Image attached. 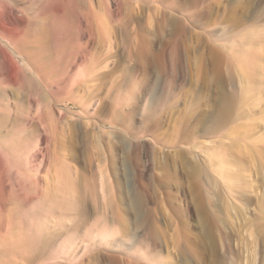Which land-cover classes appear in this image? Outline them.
<instances>
[{
  "label": "rangeland",
  "instance_id": "374dc122",
  "mask_svg": "<svg viewBox=\"0 0 264 264\" xmlns=\"http://www.w3.org/2000/svg\"><path fill=\"white\" fill-rule=\"evenodd\" d=\"M153 4V21L146 7L139 14L151 42L146 64L130 54L134 39L118 36L98 70L109 80L100 91L94 81L92 92L83 88L72 100L54 85L19 102L11 90L12 132L18 138L25 130L46 184V201L13 203V217L29 228L42 212L44 238L61 232L36 264H264V0ZM196 10L202 23L186 19V42L171 45L174 18ZM116 107L123 125L105 126ZM55 163L61 168L54 171ZM45 168L55 179L62 172L65 187L53 179L49 186ZM86 203L91 224L80 225ZM89 237L98 242L86 245ZM27 245L28 255L40 251Z\"/></svg>",
  "mask_w": 264,
  "mask_h": 264
},
{
  "label": "bare ground",
  "instance_id": "6f19581e",
  "mask_svg": "<svg viewBox=\"0 0 264 264\" xmlns=\"http://www.w3.org/2000/svg\"><path fill=\"white\" fill-rule=\"evenodd\" d=\"M154 1L0 0V247L2 248L0 252H2V256L9 255V258L6 257L7 259L0 260V264H20V261H18L19 257L27 260V264H36L38 257L42 258L48 253L47 251L45 252V249L50 247L52 250V248H55L54 244L57 243L61 235L59 229L58 231L54 230L53 226L54 229L51 235L47 236L48 238L46 236L44 238L43 233L47 229L48 222L42 212L41 214L33 213L34 217H32L33 220H31L32 223H30L31 226L29 228H26L25 222L27 220L24 221L20 217L16 220L13 217L14 211L12 212V209H15L16 205L13 206L11 204L22 205L27 200L36 199L37 205H40V203L46 201V194L44 192L46 189H43L45 183L43 184L41 177H39L40 173L37 172L40 169L35 164L39 155H32V157L26 149L25 130L24 132L22 131L21 136L18 135V138H15L12 132L15 130H13L14 125L11 126L14 119L12 117L11 106V97L14 94L11 93V90L18 92L16 99L20 100L23 97L25 100L27 97L29 102H32V98L34 97L33 99H35L36 95L38 97L42 96L40 94L42 89L49 90L50 92L54 85H58L60 89L62 87L67 88L68 95L72 100H77L78 92L83 88L85 91L86 89L88 91L90 88L93 89L94 81L98 82V84L95 82L98 85L95 89L100 91L104 86V82L109 80L105 81L108 72L98 73V70L104 71L106 69V60L114 54L115 46L113 42L117 41L118 36L133 38L134 40L129 44L130 54L137 58L138 64L141 62L146 64L148 59H150L149 48L151 42L147 35L148 29L142 26L143 23L140 21L141 17L139 14L141 12L140 9L142 10L143 7H146L148 10V22L153 21L156 15L154 12ZM185 17L184 19L174 18L175 31L171 45L173 43H182L184 45L188 31L186 19L199 24L204 19V13L196 10ZM135 22H139L138 28L133 26ZM64 26L71 28L67 30ZM119 26H121V29ZM75 30L77 31L75 32ZM67 31L70 33H66ZM71 33L75 35H70ZM101 44L105 47L104 51L101 50L102 46L99 49V45ZM38 97V104L42 105ZM15 104L19 103L15 102ZM40 112L42 113V111ZM112 112V118L110 120L107 118V122L104 121L105 126L119 128L123 125V120L118 115L117 107ZM44 118L43 114L40 115L41 121ZM45 121L46 119L44 123ZM51 124V127L48 125L46 130L54 138L56 127H53ZM51 135H48V137ZM49 151L48 153H51V150ZM43 158L45 159L46 157L43 156ZM56 165L55 163V167L53 166L55 168H53L54 171L56 168L58 169L59 165L57 167ZM38 166L41 167L40 164ZM59 168L61 167L59 166ZM46 172L50 174L49 169ZM55 174L57 175H55L57 179L50 174L51 177L48 176L50 178L48 180V174L46 175L47 183L50 186V183H52L51 179H53L56 183L58 182V186L61 189L64 185L63 183H65V179L61 178L63 174L59 170ZM61 179L64 181H61ZM55 181L53 182L54 184ZM54 184H52L53 187ZM103 191H105L104 187ZM29 194H32V196H29ZM134 202L136 208L140 210V199L135 198ZM87 204L82 207L83 209L80 213L81 220H79L80 225L91 224V214ZM113 214L115 216L113 218V225L116 229L115 233H119L120 230L116 226L120 225L123 221V215L119 211ZM115 233L113 239H117ZM108 237L109 235H103L100 240L101 243L105 240L107 241L105 243L108 245L110 243V238L108 241ZM92 240L93 238L88 240L86 245L91 246L93 241L95 243L98 242L96 238ZM41 243L45 245L42 244L43 247L40 248ZM27 244H33L35 249L40 248V251L37 250L35 253H32L30 250L32 254L28 255L29 246Z\"/></svg>",
  "mask_w": 264,
  "mask_h": 264
}]
</instances>
